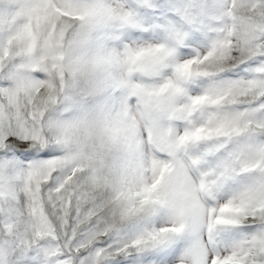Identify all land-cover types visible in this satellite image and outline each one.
I'll return each instance as SVG.
<instances>
[{"label": "snow or ice", "instance_id": "1", "mask_svg": "<svg viewBox=\"0 0 264 264\" xmlns=\"http://www.w3.org/2000/svg\"><path fill=\"white\" fill-rule=\"evenodd\" d=\"M0 264H264V0H0Z\"/></svg>", "mask_w": 264, "mask_h": 264}]
</instances>
